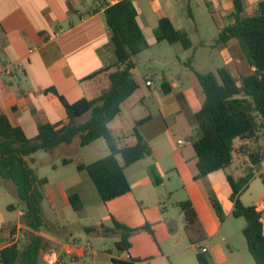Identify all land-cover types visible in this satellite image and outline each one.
I'll list each match as a JSON object with an SVG mask.
<instances>
[{
    "label": "crops",
    "instance_id": "1",
    "mask_svg": "<svg viewBox=\"0 0 264 264\" xmlns=\"http://www.w3.org/2000/svg\"><path fill=\"white\" fill-rule=\"evenodd\" d=\"M119 1L0 0V115L6 116L13 126L21 128L28 139H34L37 136L40 124H59L66 119L65 111L55 97L43 94L45 89L54 87L68 102L72 103L81 98L96 99L108 88V74L115 70L117 61L109 39L104 11L106 7ZM131 1L137 12V23L147 42V49L152 46L147 39L148 31L151 32L156 45L166 43H157L155 39L158 20L162 17H167L175 29L188 33L187 30L182 29L178 18L185 9L191 16L192 10L188 0ZM240 1L243 16H246L253 13L256 4L261 0ZM233 2L234 0H201L211 18L216 22L218 32L224 26L231 24ZM215 40L214 38L209 47H217L221 54L225 55L226 65L223 66L230 70L239 85L236 66L240 64V60L235 52L236 43L230 41L227 45L221 46L217 45ZM201 44L206 46L202 42ZM132 61L134 70L136 67L134 57ZM230 65L233 66L237 76H234ZM109 67L111 71L102 72ZM162 79V82L168 83L164 77ZM146 81L151 82L150 86H146ZM142 82L145 89H148V93L140 92L133 107L136 105L145 107L146 114L140 113L139 117L132 114L125 116L120 107L119 114L108 124V129L118 140L119 146H133L135 139L132 136V129L135 122L150 117L161 118L165 123V130L149 141L151 155L124 170L131 193L103 204L94 184L87 174L85 176L86 172L76 169L81 178V186L75 185L66 190L64 197H59L54 192L49 179L46 178L44 200L47 201L55 224L52 223L49 226L47 223L49 220L47 221L46 216L43 215L45 225L38 234L50 243L41 252L43 264H46L45 257L51 252L63 259L61 264H71V258H74L78 264H111V260L114 259H133L135 264H171L170 256L178 258L182 251L195 248V244H191L187 239L184 225L182 236L178 237L176 234L178 227L172 230L169 227V222H180L181 219L184 222L179 207L177 206L180 211L177 217L167 216V210L162 208L166 212L164 213L159 208L165 201L168 203L171 195H178L179 191H181V200L190 202L202 227L201 248H206L205 254H210L209 259H213L214 249L208 244L213 238L220 236L221 228L217 224L219 220L209 200L212 195L219 196V192L226 184L227 194L223 197L226 198L224 220L232 217L233 203L230 200V188L226 176L231 175L234 178L243 176L248 163L245 158L235 156L226 169L195 179L197 158L190 144V134L193 132L190 116L200 109L203 100L200 87L196 85L184 87L170 81L168 83L171 87L170 93L160 94L155 92L150 73L143 76ZM137 91H140L139 85L134 93ZM179 98H182L183 105L179 102ZM87 116L76 119V122L82 123ZM169 119L173 122L172 124ZM154 129L155 126L149 123L144 125L142 133L149 136ZM178 141L182 143L178 144ZM151 168L157 184L153 183L149 176ZM171 182L175 183L171 185ZM3 183L6 191L15 196L12 186ZM249 188L250 186H247L244 191ZM73 194L78 195L83 204V209L79 212L73 211L69 205L68 197ZM5 197L6 200L0 202V250L17 242L25 232L31 231L21 224L23 210H20L13 201L7 205L10 199ZM242 204L248 206L243 202ZM8 206L10 208H7ZM154 206L157 209V218L149 213ZM253 206L260 214L264 212V194L258 196ZM14 212L15 217H13ZM74 214L87 220H94L95 228L111 227V219L114 218L134 229L135 231L129 237L128 251L117 250L118 236L116 235L103 236L86 231V228H94L93 226L81 225V231L87 236L80 232L75 235L76 232L73 233L69 223L74 218ZM145 225L153 227L151 229L153 235L142 229ZM154 225H157L160 230L167 225L168 236L165 240L171 242L172 250L164 251L161 248L156 239ZM262 232L264 235V230ZM13 236H16L14 241ZM184 239L188 241L189 246H181L178 243V240ZM221 240L225 242L229 240V237L221 236ZM196 253L197 251H195V259ZM176 262L181 264V260ZM196 263L199 264L197 260Z\"/></svg>",
    "mask_w": 264,
    "mask_h": 264
},
{
    "label": "trees",
    "instance_id": "2",
    "mask_svg": "<svg viewBox=\"0 0 264 264\" xmlns=\"http://www.w3.org/2000/svg\"><path fill=\"white\" fill-rule=\"evenodd\" d=\"M233 6L231 24L219 30L215 43L221 46L230 41L236 43L240 84L225 66L202 74L191 67L192 60L187 61L186 65L194 73L203 95L200 109L190 116L195 132L190 144L197 158L195 179L226 169L235 156L246 159L248 167L243 176H226L233 203L231 216L244 220L242 235L247 250L255 264H264L261 214L254 206L243 205L239 199L254 176L259 177L264 187V0L259 1L253 14L246 17L243 16L240 0H234ZM104 17L117 63L114 71L110 67L102 71L111 72L108 74V88L99 97L92 100L81 98L70 103L54 87L45 89L43 94L55 97L63 107L66 119L59 124H40L34 139H28L21 128L13 126L6 116L0 115V181L12 186L15 197L23 206L21 224L31 230L25 232L22 245L15 242L0 250V264H43L41 252L50 245L38 234L45 225L41 203L47 179L38 178L29 166L31 155L70 145L76 137L80 147L103 139L109 154L87 165H78L76 169L86 172L100 201L106 204L131 193L124 170L149 157L150 139L166 128L161 118L147 117L135 122L133 146H119L118 140L109 131L108 124L119 114L121 104L138 88L131 73L134 68L132 59L148 45L137 23V12L131 0H120L106 7ZM155 39L157 43L178 44L185 50L192 47L188 33L175 29L167 17L158 20ZM161 91L170 93V85L162 82ZM179 102L183 105L182 98ZM85 115H88L87 118L78 124L76 119ZM149 123L155 129L152 135L146 136L142 130ZM117 157H120L121 163ZM68 162L62 160L61 163L66 165ZM149 176L153 183H158L152 168L149 169ZM68 202L75 212L83 209L76 194L70 195ZM209 202L219 222H223L225 216L217 200L211 197ZM178 207L183 214L187 239L195 246L200 244L203 230L190 202H180ZM142 229L153 235L148 225ZM86 231L118 236L116 248L122 252L128 251L129 237L135 230L112 218L111 227L86 228ZM205 255L197 251L199 264H208ZM111 264H135V260L114 259Z\"/></svg>",
    "mask_w": 264,
    "mask_h": 264
},
{
    "label": "rangeland",
    "instance_id": "3",
    "mask_svg": "<svg viewBox=\"0 0 264 264\" xmlns=\"http://www.w3.org/2000/svg\"><path fill=\"white\" fill-rule=\"evenodd\" d=\"M188 2L192 10V17L188 15L187 10L185 9L183 10V14L178 16V18L180 19V25L182 29L187 30L189 33L192 47L188 50H185L180 48L178 44L171 46L167 43H163L162 45L158 46L156 43H154L151 32H147L148 42L152 46L134 57L136 67L132 72L133 79L140 86V91L134 93L121 106V110L125 116L132 114L135 115V117H139L138 115L140 113L146 114L145 107L140 105L133 107V104L137 102L135 100L139 97L140 92L148 93V89H145L142 82V78L146 73H150L152 75L155 92L161 94V84L163 77L168 83L170 81H174L184 87H193L196 85L199 88L194 73L186 65L187 61L189 60H192L191 67L197 73L202 74L214 72L216 68L226 65L224 62L225 55L221 54L220 49L217 47H209V45L212 44L213 39H216L218 35L216 22H214V20L211 18L210 13L201 3V0H188ZM252 14H246V16ZM177 21L178 20H176V24L178 25ZM201 42L206 46H203ZM232 67L233 66L230 65V68L233 69L232 71L234 76H237L236 71ZM151 110H153V108H151ZM169 122L171 124L173 123L171 119H169ZM194 133L195 132L193 128V132L190 134V139L194 136ZM108 154L109 151L103 139H98L91 145L80 147L79 139L76 137L70 145H61L60 147L54 148L50 152H38L30 156L28 159V164L34 170L38 178L45 177L49 179L51 186H53L52 188L54 192L59 197H64L66 190L69 188H72L75 185L81 186V178L79 177L80 175L78 176L76 171L78 165H87L93 161L107 156ZM117 159L119 162H121L120 157H117ZM62 160H68L69 162L63 166L61 165ZM84 174L87 176L86 173ZM251 180L248 184V186H250L249 190L244 191L241 195V199L239 198L240 201L248 206L255 205V201H257L258 196L264 194V187L261 184L259 177L254 176V179L252 181ZM1 182L0 202L6 200L5 196H7V198L10 199L7 205L10 204V201H13L20 210H23L22 204L15 196L10 195L6 191L3 185L4 183ZM173 183L175 182H171V185ZM225 186L226 184H224V188H222L219 192V196H211L217 200L221 206L223 214L226 204V198L223 197H225L227 194V192H225L227 187ZM181 199V191H179L178 195H171L168 203L165 201L164 205H161L159 208L161 211L166 213L165 210H162V208H165L168 212L167 216L177 217L180 213L177 203L179 201H184ZM41 210L42 214L46 216L47 221L49 220L47 222L48 225L51 226L52 223L55 224L52 217L53 215L48 209L46 200L41 203ZM149 213H152L154 217L157 218V209L155 206L151 208ZM73 216L74 218L70 220L69 223L70 226H72L73 233L76 232L75 235L79 234V232L82 233V235H85L81 231V225H87L88 227L95 226L94 220H87L77 214H74ZM13 217H15V212L13 213ZM261 217H264V212L261 214ZM217 224L221 228L220 236H216L211 240L210 244H208L214 249V257L212 260L209 259L210 254L205 255L208 259V262L210 264H255L247 250L245 239L242 235L244 220L242 218L237 219L230 217L225 219L222 224L217 221ZM183 225L184 222L182 219L180 222H169V227L171 230L178 227V231L176 232L177 237L182 236ZM154 229L156 231V239L159 241L161 248H163L164 251L172 250L173 246L171 242L165 240L168 236L167 225H165L162 230H160L157 225H154ZM221 236H227L229 237V240L224 242L221 240ZM178 241L181 246H189V243L186 241V239ZM17 242L22 245L24 242L23 237L19 238ZM199 246L200 244L196 245L194 249L188 248L182 251L178 258L173 255L170 256L169 262L171 264H177L176 261L181 260V264H197L195 259V251H199Z\"/></svg>",
    "mask_w": 264,
    "mask_h": 264
},
{
    "label": "built area",
    "instance_id": "4",
    "mask_svg": "<svg viewBox=\"0 0 264 264\" xmlns=\"http://www.w3.org/2000/svg\"><path fill=\"white\" fill-rule=\"evenodd\" d=\"M146 86H150V81H146L145 82ZM182 142L181 141H178V144H181ZM260 223H261V226H262V230H264V218H261L260 219ZM16 239V236H13V241ZM200 253L202 254H205L207 252V249L206 248H200ZM45 263L46 264H61L63 262V259L58 256L57 254L51 252L49 255H47V257H45ZM71 261V264H78V262L74 259V258H71L70 259Z\"/></svg>",
    "mask_w": 264,
    "mask_h": 264
}]
</instances>
